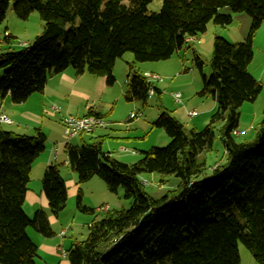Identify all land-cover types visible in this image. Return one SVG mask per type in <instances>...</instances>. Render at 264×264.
<instances>
[{"label": "trees", "instance_id": "1", "mask_svg": "<svg viewBox=\"0 0 264 264\" xmlns=\"http://www.w3.org/2000/svg\"><path fill=\"white\" fill-rule=\"evenodd\" d=\"M152 1L14 0L20 17L38 11L44 21L43 32L19 49L12 47V35L5 37L8 46L0 61L9 69L0 79V93H9L14 103L42 92L51 73L69 67L78 75L104 76L113 86L115 64L127 51L134 53L135 62L168 60L211 21L230 23L232 17L220 13L225 6L252 17L246 41L231 44L215 36L210 76L203 74V61L195 55L203 77L201 95H211L217 103L204 130L187 129L161 106L153 126L171 141L143 151L134 163L105 152L102 140L68 145V164L80 186L98 176L111 192L122 189L132 205L106 210L103 218L93 220L87 237L72 242L67 258L70 264H241L242 242L264 264V117L253 140L237 142L234 137L241 106L255 101L262 90L248 66L254 56L252 37L264 22V0H163L158 12H148ZM10 3L0 0V24ZM135 62L129 63L125 98L146 105L150 90L159 96L162 91L136 70ZM219 122H224L220 132L227 161L208 166L204 152L213 148ZM46 142L40 129L27 135L0 126V264H36L39 246L29 229L44 237L54 234L45 210L32 216L24 210L33 164ZM145 173L175 175L180 183L154 198L141 180ZM42 190L50 212L59 217L68 200L59 164L45 170ZM77 208L99 211L84 205L81 187Z\"/></svg>", "mask_w": 264, "mask_h": 264}, {"label": "crops", "instance_id": "2", "mask_svg": "<svg viewBox=\"0 0 264 264\" xmlns=\"http://www.w3.org/2000/svg\"><path fill=\"white\" fill-rule=\"evenodd\" d=\"M28 44L29 43H25L23 45L25 46ZM164 64L165 65H162L165 66L164 69H167L168 66L176 68L175 73H179L181 70L177 59L167 61ZM141 68L144 69L139 70L141 73H154L155 69L160 68V66L150 65L145 67L141 66ZM113 73L115 75L116 82L113 86H109L107 84V79L104 76H94L87 72L78 75L72 67H69L61 73H51L45 89L42 92L33 93L25 102L14 103L8 93L3 97L0 106V111L9 115L15 123H17L16 119H20L18 118L19 114H22L23 117L25 116L24 120L18 121L19 124H17V128L13 130L14 132L35 135L36 133L33 131L35 130V132H37V130L40 129L47 137L45 151L33 164L31 182L29 183V190L25 199L24 210L29 216L34 215V213L39 209H43L47 212L54 234L50 237H44L39 232L33 230H29V232L39 246V256L42 254L51 258L55 261V263L52 264H70L67 256H64L62 252H67L71 247L72 242L74 240H78L75 237L73 226L68 224V221L61 219L62 214H60L59 217H55L53 214L52 216L49 215L50 208L47 198L43 193L42 185L34 187V182L42 179L45 170L49 164H51L48 161L49 155L52 153L53 149H57L58 159L60 155L64 156L65 169L62 170V174L68 186V197L70 199V197L72 198L74 195L77 196L80 185L78 183V176L76 172L73 171L68 164V145L81 147L84 143L102 140V146L105 152L110 153L112 156L126 163H133L138 161L137 159L141 158L138 156L136 148H130L133 141L135 143H139L141 141L146 143L152 134H161V136H164L161 129L153 126V123L161 113V108H159L157 112L153 113L148 111V109L144 112L139 110V114H142V117L137 116L134 119H130L131 114L135 112L134 109H136L135 104L137 101H129L125 98L129 69L127 70V68H125V78L122 83H120V78L116 73V66L114 67ZM170 82L174 85L173 87L176 88L186 87V85L176 82L175 78H172V81ZM154 85L161 91V88L164 86V84L160 83L157 85L154 83ZM165 88H167V85H165ZM202 90L197 89V91H188L187 94H185L186 92H184V94L181 93L182 98L185 96V101L178 102L182 105H177V108L172 110L165 103V101L163 102L164 96L159 99H162L163 108L172 112L174 116L182 121H184V119L191 121L190 123H193L191 128H196L198 130V125L200 123H207L211 113L215 111L217 106L215 101L208 103L204 100L203 96L200 97L196 95V93L201 94ZM152 94H150L148 99L149 102L152 100ZM155 94L156 93H154V95ZM123 97L126 101V103L123 104L124 112L115 114L117 106L121 103ZM89 111H94L103 117L108 122L107 127L104 129H98L93 133L75 135L70 139V142L67 143L68 129L64 124V119L70 115L81 117L88 114ZM191 112H194L195 114L190 115ZM34 117L37 119L41 117V122H36V120L33 119ZM200 118H203L201 122L199 120ZM45 120L55 122L56 124H50L51 127L49 128L44 125ZM4 124L5 123H0V126L4 127ZM124 127L126 128L124 129ZM109 142H114V144L107 145ZM152 143H147L150 145L149 148H145V150L141 151L143 152L151 147H154ZM122 149H124V151ZM125 150L128 152H125ZM95 177L89 180L90 183H85L88 184V189H91V184L93 182L94 184H100ZM101 202L104 203V206H99L100 204L98 203L94 207L96 210H100L101 207H104L105 212L106 210L114 209L111 206L114 204L110 199L102 200ZM86 204L89 206L94 205L93 203L88 202ZM121 205H123V202H121ZM68 218L69 217L67 215V219ZM92 222L93 220H89V226ZM69 231L71 235L68 237L67 234ZM66 240H70L71 242L69 247L65 246Z\"/></svg>", "mask_w": 264, "mask_h": 264}, {"label": "rangeland", "instance_id": "3", "mask_svg": "<svg viewBox=\"0 0 264 264\" xmlns=\"http://www.w3.org/2000/svg\"><path fill=\"white\" fill-rule=\"evenodd\" d=\"M162 4H163V0H153L148 4L147 10L148 12H158L161 9ZM220 13L230 15L232 17V21L225 26L216 24L214 23V21H211L208 24L207 30L204 33L199 34L196 37H192L186 46H184L182 49L176 52L168 60L135 62L134 53L131 51H127L122 58L118 59L115 66H116V73L120 78L119 79L120 83H122L125 78V68H127V70L129 69L130 62L136 63L134 64V66L138 71L140 69L144 70L143 68H141V66L142 67L150 66V65L160 66V68L155 69V72L157 73L155 72L154 73L158 74L162 78V81H154L153 83H155L156 85L158 83L164 84V86L161 88L164 94L162 93V95L159 96L157 93L155 95L153 93L151 95L152 97L151 102L148 101L146 105H144L142 102L137 101L135 104L136 109H134L135 111L134 114H137L138 117H142L141 116L142 114L140 115L139 112L140 111L144 112L146 109H148V111H150L151 113L157 112V110L162 106V99H159L162 96H164L163 102L165 101V103L172 110L174 108H177V105H182L176 101L174 97V93L180 92L184 94V92H186L185 94H187L188 91H197V89L202 90L203 77L200 69L196 65L195 55L200 56V58L203 61V74H205L206 76H210L211 73L210 62L213 54L214 40L216 35L223 36L231 44H238L240 42L246 41L249 38L252 29V17L248 13L235 12L229 6H225L221 8ZM43 29H44V21L40 17L38 11L32 12L27 18H22L17 14L14 8V0H11V3L7 11L6 19L4 20L3 23L0 24V41H1L0 53L4 51L8 46V44L4 42L5 37L7 35L13 36L11 43L12 47L19 49L24 46L23 44L32 42L36 38V36L40 35L43 32ZM252 40H253L254 56H253V60L248 66V69L249 72L256 79L261 81L262 90L255 101L245 102L240 108L241 115L239 120V126L238 129L234 132V137L237 142L253 140L258 131L260 122L264 117V22L259 28L256 29L252 37ZM173 59L178 60V65L180 66L181 69L179 73H175L176 68L172 66H168L167 69H164L165 66H162L165 65L164 63H166L167 61ZM8 69L9 67L2 66L0 61V79ZM172 78H175L176 82H180L183 85H186V87L184 88L173 87L174 85H172L170 82L172 81ZM165 85H167L168 89L165 88ZM196 95L202 97L201 94L196 93ZM203 98L208 103L215 101V99L211 95H205L203 96ZM2 100L3 97L0 93V106ZM182 101L183 102L185 101V96L182 98ZM125 103L126 101L123 97V100L117 106L115 114L124 112L123 104ZM24 117L22 114H19L18 118L20 119H16L17 123H15L14 121V124H4L3 128L12 131L15 130V128H17V124H19L18 121L24 120ZM33 119L36 120V122L40 123L41 122L40 120L42 118L39 117L37 119L36 117H34ZM209 119L208 122L206 121L207 123H200L198 125L199 131H202L206 128V126L209 123ZM199 120L201 122L203 118H200ZM181 122L184 123L187 129H190L193 126V123H190L191 121H187L184 119V121L181 120ZM52 123L55 122L48 120L44 121V125L48 126L49 128L51 127L50 124ZM223 124L224 122H219L216 124L214 130L215 135H214L213 148L211 150L204 152V156H206L207 158L208 166H212L217 162L218 163L221 162L224 164L227 161L225 154V145L222 140V136L220 132V129L222 128ZM125 128L126 127H124V129ZM161 130L164 136H161V134L160 135L152 134L150 135L148 142L145 143L144 141H141L139 143H135L133 141L134 143L132 142L130 148H136L138 156L142 157L143 153L141 150H145V148L146 149L149 148L150 145L148 144L152 142H153L152 143L153 146L156 147H164L168 145L169 142L171 141V138L163 129ZM33 132L36 133L35 130ZM112 144H114V142H109L107 145H112ZM122 150L124 151V149ZM125 152L128 151L125 150ZM48 162L59 164L62 170L65 169L63 155H60L59 159L55 160L53 159V153H50ZM95 179L100 184H94L93 182L91 184V189H88V184L85 183L81 184L80 186L82 189V197L84 199L83 202H85L84 205L91 207L92 209H95L94 207L98 203L100 204L99 206H104V203H102L101 201L107 199H110L111 202H113L114 205H111L113 208H129L132 205V199L125 198L122 189H120L118 193H113L108 189L107 184L101 178L96 176ZM162 179H164L165 181H162ZM141 180L143 182H146L144 184L145 189L154 198H161L166 194V192L175 189L180 183V178L176 177L175 175L161 176L158 173H145L142 175ZM39 185H42V179L40 181L34 182V187H37ZM87 202L93 203L94 205L89 206L86 204ZM121 202H123V205H121ZM63 211H62L63 213H61L62 214L61 219L68 221V224L73 226V229L75 231L74 232L75 237L78 240H84L87 237L89 233V220L91 221L95 219H101L105 216L106 213L104 210L96 211V213H86L78 210L76 195L72 196V198L70 197V199L68 197L66 208ZM49 215L52 216L50 210H49ZM67 215L69 217L68 219H67ZM29 230H32V228ZM67 235L68 237L71 235L70 231L68 232ZM70 243H71L70 240H66L65 246L69 247ZM239 250H240V255L242 256V264H259L254 260L249 250L242 242L239 245ZM36 260L38 264L55 263V261H53L51 258H48L47 256H44L42 254H40L39 258Z\"/></svg>", "mask_w": 264, "mask_h": 264}, {"label": "built area", "instance_id": "4", "mask_svg": "<svg viewBox=\"0 0 264 264\" xmlns=\"http://www.w3.org/2000/svg\"><path fill=\"white\" fill-rule=\"evenodd\" d=\"M188 41H190V39H188ZM144 75L149 82L162 80V78L158 74H155V73L146 72ZM152 93H153V90H150V94ZM174 97L177 102H182V94L180 92L174 93ZM194 114H195L194 112L190 113V115H194ZM135 117H137V114L132 113L130 116V119H134ZM0 123L13 124L14 120L6 113L0 111ZM64 124L68 129L67 143H69L70 139L75 135H79L82 133H93L94 131L98 129L106 128L108 125V122L99 115L86 114L81 117L72 116V115L67 116L64 119ZM52 153H53V159L57 160L58 159L57 149L54 148ZM145 183L146 182H144V184ZM100 209L104 210V207H101ZM62 253L64 256H67V252L63 251Z\"/></svg>", "mask_w": 264, "mask_h": 264}]
</instances>
